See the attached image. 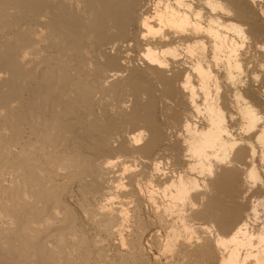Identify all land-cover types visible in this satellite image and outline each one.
Masks as SVG:
<instances>
[{
  "label": "bare ground",
  "instance_id": "1",
  "mask_svg": "<svg viewBox=\"0 0 264 264\" xmlns=\"http://www.w3.org/2000/svg\"><path fill=\"white\" fill-rule=\"evenodd\" d=\"M69 184L96 264H264V0H0V264H86Z\"/></svg>",
  "mask_w": 264,
  "mask_h": 264
},
{
  "label": "rangeland",
  "instance_id": "2",
  "mask_svg": "<svg viewBox=\"0 0 264 264\" xmlns=\"http://www.w3.org/2000/svg\"><path fill=\"white\" fill-rule=\"evenodd\" d=\"M124 132H126V131L124 130ZM120 160L122 161V160H124V158H122ZM125 161H126V159H125ZM130 164H131V161H130ZM8 177L9 176L7 175L6 176V180L7 181L9 180ZM75 186L76 185L71 186L70 187L71 190L68 187V190H70L71 192L69 191L70 194L68 192V195L65 196L66 199H64L63 202H64V204L67 205L66 206L67 208H69V209L71 208V211L74 213V215L77 218V221H78L77 228L79 230L78 233L80 232L78 236L80 237V239H79V241L76 244H71V245L67 244L68 246H65L60 251H62V253H70V254H72L77 259V262H78L79 259H83V260H85L86 264H96V261H97V258H98V254L97 253H98L99 249H97L95 247V245H93L94 243H92V242H95L96 238H98V236L100 238L101 235L97 232L96 228H94L95 227V225H94L95 222L92 220L93 218L90 215H88V214L84 215V211H82V210H83V208H87V207L97 208V207L100 206V204L102 202H101L100 199H98L99 196H95L93 194H91V195L90 194L83 195V193L80 190H79V192H81V193H79L78 192V187L76 186L77 187L76 188ZM86 196H88L89 198L88 197L86 198ZM96 197H97V199H95ZM88 199H90V200H88ZM138 201H139L138 202L139 205L137 206V209H135L136 207H133V209L137 211V212L135 211V213H136L135 215L136 216L139 215L138 217H140L144 221H148V219L150 221L151 218H152V221H153L154 219H153V217L151 215V209H150L149 205L147 204V202H145V200H143V198L139 199ZM79 204H81V206ZM131 209L132 208L130 207V210ZM133 209H132V211H133ZM137 213H139V214H137ZM157 231L159 232V234L162 233L159 229L156 228V225L153 226L151 228V230L145 235L144 240L142 241V245H143V248H144V251H145V255H146V262L144 264H166L165 257L162 254H161L162 255L161 256L160 253H158V250L156 249V247L154 246V242L156 240H158V242L161 241V239H159L157 237H153L154 234L157 233ZM204 235L205 234H201V236H204ZM74 239H76V238H74ZM106 247L107 246L105 244V247L103 246L102 249L105 250L104 253L108 255L110 253H109V251H106V249L108 250V247L107 248ZM112 254H113V250L111 249V261H112Z\"/></svg>",
  "mask_w": 264,
  "mask_h": 264
}]
</instances>
